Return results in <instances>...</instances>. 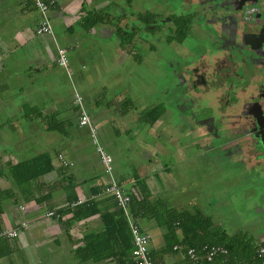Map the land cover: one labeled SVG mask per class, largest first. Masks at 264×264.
Wrapping results in <instances>:
<instances>
[{"label": "crops", "instance_id": "obj_1", "mask_svg": "<svg viewBox=\"0 0 264 264\" xmlns=\"http://www.w3.org/2000/svg\"><path fill=\"white\" fill-rule=\"evenodd\" d=\"M44 1L51 5L53 34L37 35L41 14L35 0H0V264H136L133 252L125 258V253L120 254L121 247L111 245L105 235L103 215L117 210L116 201L105 195L109 178L99 156L93 157L87 148L89 128L79 127L73 96L76 89L72 91L69 70L74 68L75 78L82 83L80 88L84 90L80 92L93 124L99 136L107 137L104 141L109 146L116 145L112 138L108 139L109 128H114L119 137L131 131L132 126L138 131L142 124L143 132L147 127L156 131L162 127L167 112L145 99L146 108H140L136 94L131 97L123 93V99L107 101L109 94L105 91L110 81L125 85L129 79L135 80L148 63L136 48L135 39L132 43L125 41L128 27L122 22L118 0ZM114 4L118 11L113 10ZM97 15H102L104 21L96 23ZM59 47L68 51L72 66L68 70L58 65ZM89 60L91 69L86 66ZM40 77L44 79L40 81ZM152 86L146 95L151 98L155 96ZM65 91H69L68 97ZM154 111L161 113L152 122L155 117L147 114ZM181 130V138H187L184 126ZM134 145L139 163L136 174L145 179L153 201H165L162 193L172 189L173 176L153 160L163 152H156L149 144L143 150L137 139ZM115 152L121 154L122 148ZM55 154H62L66 165H58ZM45 155L51 157L53 171L18 185L11 172L13 167ZM112 156L119 183L124 188L130 185L125 189L127 193L137 191L134 176L117 161L118 156ZM82 196L88 201L77 204ZM88 202H97L100 211L77 218L76 208ZM180 205L168 206L180 209ZM194 207L204 215L200 204ZM184 209L188 208L180 210ZM51 211L57 215L48 218ZM138 221L152 236L154 264H190L186 250L180 246H175L173 252L165 251V230L154 217L149 219L147 215ZM11 231H17L18 236L5 234ZM132 240L134 245L133 235ZM263 243L262 237L257 248ZM249 255L252 254L245 256Z\"/></svg>", "mask_w": 264, "mask_h": 264}, {"label": "flooded vegetation", "instance_id": "obj_2", "mask_svg": "<svg viewBox=\"0 0 264 264\" xmlns=\"http://www.w3.org/2000/svg\"><path fill=\"white\" fill-rule=\"evenodd\" d=\"M118 1L125 41L135 39L156 65L157 97L184 87L186 137L222 157L207 171L229 169L224 164L232 160L264 185V0ZM166 109L173 113L175 106ZM261 220L253 223L264 242Z\"/></svg>", "mask_w": 264, "mask_h": 264}, {"label": "rangeland", "instance_id": "obj_3", "mask_svg": "<svg viewBox=\"0 0 264 264\" xmlns=\"http://www.w3.org/2000/svg\"><path fill=\"white\" fill-rule=\"evenodd\" d=\"M137 49L142 53L144 59L147 60V65H144L147 67L140 72L138 71L137 78L133 81L129 79L125 85L122 84L118 86V84H113L112 81H110L109 88L105 91L109 94L107 101H110L111 98L117 100L123 99L125 97L123 93L131 97L136 94L139 98L138 103H140V108H146V103L143 102V99L153 104H160V110L162 112H167L165 118H163L164 123H162V127L156 131H151V129L147 127L143 132L142 129L145 124L140 125L138 131L132 126L131 131L126 133V135L123 134L121 137L114 133V128H109L110 131L107 134L108 139L111 140L112 138L116 145L109 146L104 141V138L107 137L98 135L100 144L110 155L118 156L117 161L122 164L123 168L127 170L126 172H129V175L132 177L138 172L135 166L138 167L139 164L136 161V154L132 148L135 146L136 139L140 144V148L143 150L147 148L146 144H149L156 149V152H163V155H155L153 160H157L158 164L161 166L160 168H168L170 174H173H171V176H173L171 179L173 183L172 189L170 192L165 191L162 193L166 205H169V203H180L182 204L180 205V209L188 208L189 210H194L195 204H200L204 215L207 214L211 217V219L218 224L217 226H220L231 235H235L238 232L246 233L250 246L252 247V244L256 245L259 241L258 239H260L259 234L261 231L258 230V227L255 228L257 225L253 223V220L255 217L259 218L260 221L261 218L264 217V212L262 213L260 211L261 209L264 211V185L262 183L260 184L259 182L261 181L257 180L252 173L248 175L243 170L236 167L235 164L233 165L232 160L230 163L226 162V164H224L225 168H227V164H229V169H225L224 171H216L215 169L207 171L210 170L206 169L208 167L214 168L212 164H215V158L216 165L218 166L222 157H220V154H218L216 150H209L207 148L205 152L199 151L197 145L192 144L193 138H181V128L187 125L188 122L187 111L184 109L187 107V99L184 97L185 88L182 87V89L178 91V94L172 95V93H170L166 95L165 100L160 98V95L158 98L156 94L153 98H151L150 95L146 96L150 86L153 85V88H151L154 90V84L157 83L154 78L155 71H153L156 65L151 63V55L145 53L143 47H137ZM98 52H100V50H98ZM90 62L91 60L86 62L88 69L92 68ZM164 66L162 68L165 70L164 73L169 75L167 64H164ZM71 67L70 64V68ZM71 71L73 76L69 75L71 77L69 80L73 86L72 91L76 89L82 94L80 92L84 90L80 88L82 83H79L75 78L76 72L74 68H71ZM116 76L120 78V76ZM43 79V77H40L39 80L42 81ZM169 80V78L165 80L166 87L170 86ZM38 85L39 84L36 83L35 86ZM113 85L115 87L117 86V88H114ZM155 91L156 90H154V92ZM68 93L69 91H65V96L68 97ZM171 100L173 102H171ZM173 105L175 109L174 112L171 113V111H168L166 108L170 109ZM18 113L21 114L20 109H18ZM16 123L18 122L16 121ZM16 135L17 134H15V136ZM110 140L108 142H110ZM121 142L123 146H121ZM214 144L217 145L216 142ZM120 147L122 148L121 154H116V149ZM129 147L131 150H128L130 149ZM87 148L93 157H95L96 154L98 155L96 150L97 146L92 138H90ZM203 154L206 155L203 156ZM55 155H57V164H63L64 159L61 157L63 155ZM155 169L158 170L159 167H155ZM158 172L161 173V171ZM126 183H128V176L126 177ZM128 187H130V185L128 186L125 184V189ZM259 223H264V220H261ZM253 224H255L254 227Z\"/></svg>", "mask_w": 264, "mask_h": 264}, {"label": "trees", "instance_id": "obj_4", "mask_svg": "<svg viewBox=\"0 0 264 264\" xmlns=\"http://www.w3.org/2000/svg\"><path fill=\"white\" fill-rule=\"evenodd\" d=\"M96 23L103 22L102 15H97ZM129 42V40H128ZM158 112H150L147 115L155 122L160 115ZM51 119L48 121L51 123ZM49 130L53 128L49 125ZM54 169L52 159L49 155L41 156L26 162L17 164L11 170L18 185H25L35 180L37 177L51 172ZM134 187L137 191H129L131 202L129 204L130 214L137 220L144 218L147 215L149 219L154 217L158 226L165 230L164 232V249L168 252H173L175 246H180L182 249L196 248L198 251H203L204 246L223 245L230 251L228 261L232 264H256L255 254L257 246L248 241L246 233H237L230 235L226 230L217 226L211 217L204 216L200 210L196 209L192 212L188 209L180 210L169 207L166 202L158 199L153 201L149 187L136 173L134 175ZM121 184V183H120ZM122 185V184H121ZM137 192V193H136ZM97 202L80 205L76 208V217L83 218L94 215L100 211ZM115 212H108L103 215L105 221L106 237L111 241V245L121 247L120 254L125 253V258H129L133 252L134 245L132 233L129 228L127 215L121 211L117 204ZM94 251L96 249L94 248ZM125 251V252H123ZM247 253L252 255L245 256ZM100 258V256H94ZM203 260V261H202ZM200 264H209L205 258H201Z\"/></svg>", "mask_w": 264, "mask_h": 264}, {"label": "built area", "instance_id": "obj_5", "mask_svg": "<svg viewBox=\"0 0 264 264\" xmlns=\"http://www.w3.org/2000/svg\"><path fill=\"white\" fill-rule=\"evenodd\" d=\"M36 8L41 14V23L38 26L36 32L37 35L53 34V23L51 22L49 12L51 5L47 4L44 0H35ZM58 65L64 69H69L70 61L68 57V51L65 48H58ZM69 75L73 76L72 71L69 70ZM74 105L79 111L78 124L81 128H89L91 138L97 146V152L100 157V161L104 167V172L109 178L108 183L104 188L106 196H111L116 201L118 208L123 211L129 221V228L134 239L133 256L136 260V264H154V261L150 252V243L152 236L150 233L144 231L140 222L130 214L129 204L131 202V196L127 193L125 188L119 183L115 176L114 160L113 157L105 150L100 144L98 139V130L94 126L92 118L88 112L86 103L82 95L76 90L74 94ZM63 158V156H61ZM64 159V158H63ZM63 165H66V161L63 160ZM95 198V197H93ZM96 200V199H91ZM88 201L86 196L79 198L77 204H82ZM56 212L51 211L47 213L48 218L56 216ZM9 237H17V231H11L5 233ZM179 247H176V249ZM186 254L190 259V264H200L201 258L209 264H232L228 261L230 251L223 245L204 246L203 251H198L196 248H189L186 250ZM256 264H264V243L261 244L255 254Z\"/></svg>", "mask_w": 264, "mask_h": 264}]
</instances>
